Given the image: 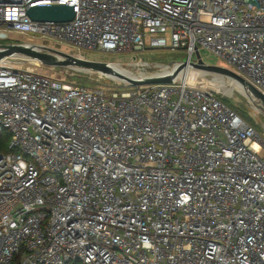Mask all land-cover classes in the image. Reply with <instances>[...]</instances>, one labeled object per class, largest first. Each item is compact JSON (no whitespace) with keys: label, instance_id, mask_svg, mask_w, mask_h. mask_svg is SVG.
I'll list each match as a JSON object with an SVG mask.
<instances>
[{"label":"built area","instance_id":"built-area-1","mask_svg":"<svg viewBox=\"0 0 264 264\" xmlns=\"http://www.w3.org/2000/svg\"><path fill=\"white\" fill-rule=\"evenodd\" d=\"M53 5L73 21L28 15ZM15 32L188 64L207 51L264 96V0H0V41ZM0 264H264V141L202 87L1 66Z\"/></svg>","mask_w":264,"mask_h":264},{"label":"rangeland","instance_id":"rangeland-1","mask_svg":"<svg viewBox=\"0 0 264 264\" xmlns=\"http://www.w3.org/2000/svg\"><path fill=\"white\" fill-rule=\"evenodd\" d=\"M0 44L24 45L31 47L32 49L34 48L36 50H40L42 54L53 55L58 58L61 56H59L57 53H63L75 58H81L92 62L108 63L113 66L115 71L132 79L165 74L180 63L186 62L185 56L181 52H125L112 55L102 52L75 49L65 42H61L40 34H29L21 37L20 34L15 32L9 41H0ZM46 49L56 51L57 53L47 51ZM14 55L26 56L24 54L18 53ZM201 57L204 63L208 65H216L227 68L229 67L207 51H202ZM8 58L4 60V62L7 63L0 65V67H8L14 70L31 69L39 74L49 75L54 78L87 88H104L110 91L126 89L121 87V81L114 76H104L95 72L86 70L83 71L75 68H51L43 65L41 62H38L36 65H29L18 62L11 57ZM193 62H196V58H194ZM165 67L167 68V71L163 72ZM190 69L192 71L199 72L198 77L191 78L187 82H183V80L178 79L175 85H179V83H186L189 86L202 87L213 95H216L224 102L226 101V103H228L227 105L238 112L246 121L255 125L258 133L264 141V116L258 110V107L255 105V103L253 101L251 102V99H249L247 95H243V93L238 90L234 84H229L215 75L208 74L198 69Z\"/></svg>","mask_w":264,"mask_h":264},{"label":"water","instance_id":"water-1","mask_svg":"<svg viewBox=\"0 0 264 264\" xmlns=\"http://www.w3.org/2000/svg\"><path fill=\"white\" fill-rule=\"evenodd\" d=\"M28 15L32 21L39 23H67L73 21L75 17L73 8L65 5L34 7L28 11ZM46 50L52 51L48 49ZM52 52L57 53L56 51ZM17 53L31 56L36 62H41L43 65L51 68H75L78 70L95 72L104 76L117 75L118 77L120 76L121 87L126 89L140 88L143 86L174 85L178 81L177 76L179 74V70H184L186 67L191 66L194 69L221 75L239 83L250 95L255 105L258 107V110L264 116V96L255 87H253L243 77L227 68L216 65L212 66L204 63L199 53L196 54L198 60L197 63L188 64V62H182L169 71V73L134 79L116 73L113 66L108 63L92 62L63 53H57L62 57L58 58L53 55L42 54L40 50H36L34 48L32 49L31 47L19 44L1 45L0 63H2L6 58L14 56V54Z\"/></svg>","mask_w":264,"mask_h":264},{"label":"bare ground","instance_id":"bare-ground-1","mask_svg":"<svg viewBox=\"0 0 264 264\" xmlns=\"http://www.w3.org/2000/svg\"><path fill=\"white\" fill-rule=\"evenodd\" d=\"M11 58L15 59L16 61L18 62H21V63H25V64H29V65H36L38 64V62H36L33 58L31 57H26V56H17V55H14V56H11ZM9 59V58H8ZM190 68H193L191 66H188L186 67L184 70L180 69L179 70V74H178V79L179 80H183V82H187L188 80H190L191 78H197L198 77V73L199 72H195V71H192ZM194 69V68H193ZM167 71V68L165 67L163 69V72H166ZM162 72V73H163ZM205 72V71H204ZM116 73H118L116 71ZM166 73H169V72H166ZM208 74H211V75H215L221 79H223L225 82L229 83V84H234L235 87H237L238 90H240L244 95H247L249 99H251V102L253 101V99L250 97V95L245 91V89L239 84L237 83L236 81L230 79V78H227V77H224V76H221V75H217V74H212V73H209V72H206ZM120 74V73H118ZM121 75V74H120ZM115 78H117L118 80L121 81L120 79V76L118 77L117 75H114ZM254 102V101H253Z\"/></svg>","mask_w":264,"mask_h":264},{"label":"trees","instance_id":"trees-1","mask_svg":"<svg viewBox=\"0 0 264 264\" xmlns=\"http://www.w3.org/2000/svg\"><path fill=\"white\" fill-rule=\"evenodd\" d=\"M225 103H226V101H225ZM226 104H228V103H226ZM228 106H229V105H228ZM237 113H238V112H237ZM238 114H239V113H238ZM239 115H240V114H239ZM240 116H241V115H240ZM7 141H8V138L6 137L5 140H4V143H3V144H4V147H3V146L1 147V148L4 149L6 152L9 151V149H7V146L5 145V143H7ZM3 144L1 143V145H3Z\"/></svg>","mask_w":264,"mask_h":264}]
</instances>
